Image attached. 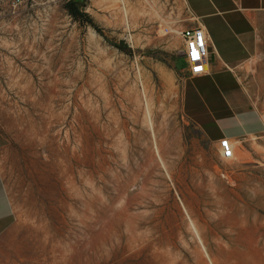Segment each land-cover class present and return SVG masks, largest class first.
<instances>
[{
    "label": "rangeland",
    "instance_id": "374dc122",
    "mask_svg": "<svg viewBox=\"0 0 264 264\" xmlns=\"http://www.w3.org/2000/svg\"><path fill=\"white\" fill-rule=\"evenodd\" d=\"M67 1L0 4V264H264V162L181 110L183 0Z\"/></svg>",
    "mask_w": 264,
    "mask_h": 264
},
{
    "label": "crops",
    "instance_id": "0c3cea01",
    "mask_svg": "<svg viewBox=\"0 0 264 264\" xmlns=\"http://www.w3.org/2000/svg\"><path fill=\"white\" fill-rule=\"evenodd\" d=\"M183 2L189 26L205 29L209 49L204 72L183 81V115L216 152L218 140L228 138L235 156L264 162V0ZM182 59L186 69L183 47ZM12 214L0 171V238L14 225Z\"/></svg>",
    "mask_w": 264,
    "mask_h": 264
},
{
    "label": "built area",
    "instance_id": "2783aa9c",
    "mask_svg": "<svg viewBox=\"0 0 264 264\" xmlns=\"http://www.w3.org/2000/svg\"><path fill=\"white\" fill-rule=\"evenodd\" d=\"M23 0H10V7L17 8ZM183 40V56L186 63V75H199L204 72V66L209 55L208 36L205 29L199 25H192L180 31ZM195 52L196 56H193ZM218 154L221 159L227 160L235 156L228 138L218 140Z\"/></svg>",
    "mask_w": 264,
    "mask_h": 264
},
{
    "label": "trees",
    "instance_id": "16d2710c",
    "mask_svg": "<svg viewBox=\"0 0 264 264\" xmlns=\"http://www.w3.org/2000/svg\"><path fill=\"white\" fill-rule=\"evenodd\" d=\"M65 9L67 10L68 14L71 15L75 19H82L92 25L91 17L84 12V1L83 0H68L64 4ZM115 46L119 49H124L125 46L123 44H115Z\"/></svg>",
    "mask_w": 264,
    "mask_h": 264
},
{
    "label": "snow or ice",
    "instance_id": "6c2138e0",
    "mask_svg": "<svg viewBox=\"0 0 264 264\" xmlns=\"http://www.w3.org/2000/svg\"><path fill=\"white\" fill-rule=\"evenodd\" d=\"M193 56H194V57L196 56L195 52L193 53Z\"/></svg>",
    "mask_w": 264,
    "mask_h": 264
},
{
    "label": "water",
    "instance_id": "95a60500",
    "mask_svg": "<svg viewBox=\"0 0 264 264\" xmlns=\"http://www.w3.org/2000/svg\"><path fill=\"white\" fill-rule=\"evenodd\" d=\"M85 7V6H84Z\"/></svg>",
    "mask_w": 264,
    "mask_h": 264
}]
</instances>
